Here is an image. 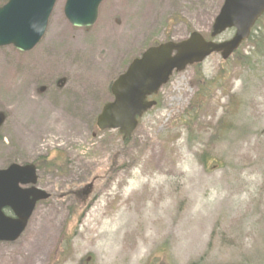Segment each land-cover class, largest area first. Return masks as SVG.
<instances>
[{"label": "rangeland", "instance_id": "obj_1", "mask_svg": "<svg viewBox=\"0 0 264 264\" xmlns=\"http://www.w3.org/2000/svg\"><path fill=\"white\" fill-rule=\"evenodd\" d=\"M65 3L32 51L0 48V170L46 160L38 187L52 195L0 242V264H264V55L175 73L128 141L96 126L134 58L193 32L210 40L224 0H105L90 28L71 26ZM224 68L201 90L198 75Z\"/></svg>", "mask_w": 264, "mask_h": 264}, {"label": "water", "instance_id": "obj_2", "mask_svg": "<svg viewBox=\"0 0 264 264\" xmlns=\"http://www.w3.org/2000/svg\"><path fill=\"white\" fill-rule=\"evenodd\" d=\"M57 0H9L0 7V47L13 45L18 51L33 50L46 33L49 18ZM104 0H67L64 13L69 23L77 28H89L98 18ZM264 14V0H224L212 26L211 37L235 29L231 40L215 43L206 41L194 32L181 42H169L147 49L133 60L125 73L111 86L113 101L107 103L97 119L100 131L118 130L124 139L132 136L138 119L152 109L156 95L169 82L174 71L202 63L214 53L228 59L243 42L248 40L257 21ZM5 117L0 114V127ZM37 168L34 164H11L0 170V241L13 243L26 230L36 205L50 198L36 187ZM31 187L22 189L21 186ZM92 185L88 187V194ZM10 209L14 217L3 210Z\"/></svg>", "mask_w": 264, "mask_h": 264}, {"label": "trees", "instance_id": "obj_3", "mask_svg": "<svg viewBox=\"0 0 264 264\" xmlns=\"http://www.w3.org/2000/svg\"><path fill=\"white\" fill-rule=\"evenodd\" d=\"M6 2L0 3V6L4 5ZM263 19H264V17L261 19V21ZM256 29L257 28L253 29L252 34H251V37H250V39L248 41V42H252L253 43V46L256 48L254 54L251 53L247 57H244L243 55L239 54V52H236L234 54V56L236 57V59H238L241 62V65L249 66V67L252 66L253 67L254 63H257V61L255 62V57L257 56V57L260 58V57H262V55H264L262 53L264 51V31H260V32L257 33V30ZM159 44L158 43H155V44L150 45V46H156V45H159ZM229 65H230V63L226 64V66H229ZM200 67H201V65H195L194 66V68L195 69H198V71H200ZM229 71H230L229 69L224 68L222 70V72H221L220 77L218 79L216 78V79H214L212 81H206L205 78H203L201 75H198L196 81L201 86V90H205L206 88H204V87L212 88V87H214L215 82H217V83H219L220 81L223 82L225 75H227L229 73ZM235 105H236V102L232 99L231 100V107H232L231 113H233L234 108H235ZM126 141H128V140H126ZM59 161H62V160H60L58 158H54L53 159L52 163L55 166L54 168L57 167V163ZM201 161H202V163L204 165H206V156L204 154H202ZM36 164L38 165V168L41 170L42 165H46L47 164V161L46 160H43V161L39 160V161H36ZM78 194H79V198H80L81 197L80 196V192Z\"/></svg>", "mask_w": 264, "mask_h": 264}, {"label": "flooded vegetation", "instance_id": "obj_4", "mask_svg": "<svg viewBox=\"0 0 264 264\" xmlns=\"http://www.w3.org/2000/svg\"><path fill=\"white\" fill-rule=\"evenodd\" d=\"M6 213H9L8 211H6Z\"/></svg>", "mask_w": 264, "mask_h": 264}]
</instances>
